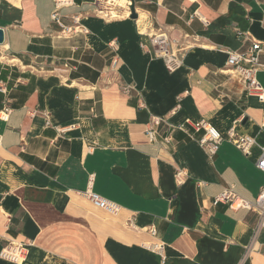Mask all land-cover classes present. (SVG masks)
I'll list each match as a JSON object with an SVG mask.
<instances>
[{
    "label": "crops",
    "instance_id": "obj_1",
    "mask_svg": "<svg viewBox=\"0 0 264 264\" xmlns=\"http://www.w3.org/2000/svg\"><path fill=\"white\" fill-rule=\"evenodd\" d=\"M106 1L63 6L66 24L78 16L88 29L66 36L54 0H0V253L26 250L0 264H264L258 212L214 201L230 185L251 201L264 188V101L226 63L259 41L264 87V0ZM159 31L177 41L174 71L153 56ZM153 117L164 119L154 142ZM201 120L224 137L212 157L203 130L177 127ZM232 127L256 139L249 153Z\"/></svg>",
    "mask_w": 264,
    "mask_h": 264
},
{
    "label": "built area",
    "instance_id": "obj_2",
    "mask_svg": "<svg viewBox=\"0 0 264 264\" xmlns=\"http://www.w3.org/2000/svg\"><path fill=\"white\" fill-rule=\"evenodd\" d=\"M55 9L51 14V19L57 23L60 27L61 34L66 36H71L77 33H87L88 29L81 23L80 18L75 16L72 18L71 24H66L63 21L60 9L65 5H71L74 3V0H54ZM116 1L107 0L106 5H113ZM129 5V4H128ZM100 12H103L101 10ZM131 11L129 10V15ZM151 44L153 49V56L161 58L164 60L168 69L171 71L179 68L183 63V58L175 54L172 49L173 46L177 44L175 39H170L167 33L159 31L151 35ZM262 51V46L259 41H254L251 48L245 53L239 52H230L227 65L229 68L235 69L238 71L241 81L243 82L247 91L257 96L261 101H264V87L257 79V72L259 70V56ZM117 63V59H114V64ZM0 90H4V87L1 85ZM4 110L10 112L11 108L5 106ZM164 119L160 117H153L147 125L146 133L149 136L150 141L154 142L157 140L158 128L163 123ZM187 124L196 130H203L204 134L199 139L201 146L205 149L207 154L211 157L216 155L219 151L220 145L224 140L223 135L209 122L205 120L191 122L186 121L178 125L177 127L181 130H185ZM60 132H64L68 129L58 128ZM229 138L235 144L237 148L242 150L244 153H249L252 145L256 143V139L249 135H237L235 133V128L232 127L229 129ZM257 167L264 171V146L262 147V154L257 161ZM188 173L185 169L179 168L175 172V179L178 184L182 185ZM85 196L97 207L105 210L111 215H115L120 212L121 206L105 197H102L98 193L94 192L92 189L85 191ZM215 203L223 202L228 204L232 209H251L256 210L259 214V222L257 225V231L264 230V188L259 193L258 197L254 200H248L244 197H241L235 190L234 185L224 188L214 199ZM152 234H156L155 229H151ZM153 247L158 252H162L164 245L162 243H154ZM0 256L3 259L13 261V262H22L26 257V250L23 245L13 244L7 248H4ZM239 264H245V261L242 260Z\"/></svg>",
    "mask_w": 264,
    "mask_h": 264
},
{
    "label": "water",
    "instance_id": "obj_3",
    "mask_svg": "<svg viewBox=\"0 0 264 264\" xmlns=\"http://www.w3.org/2000/svg\"><path fill=\"white\" fill-rule=\"evenodd\" d=\"M131 18H137V13L135 12L134 6H131ZM6 39V31L4 28L0 27V45H3L5 43Z\"/></svg>",
    "mask_w": 264,
    "mask_h": 264
}]
</instances>
